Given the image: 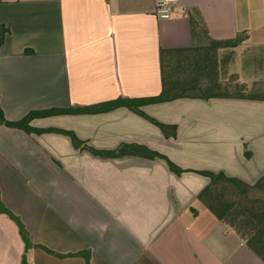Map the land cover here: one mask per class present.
<instances>
[{
  "label": "crops",
  "instance_id": "crops-1",
  "mask_svg": "<svg viewBox=\"0 0 264 264\" xmlns=\"http://www.w3.org/2000/svg\"><path fill=\"white\" fill-rule=\"evenodd\" d=\"M154 2L0 0L9 30L0 47L5 118L155 97L161 50L241 32L248 40L218 50V60L258 51L264 75V0H180L167 19L154 15ZM140 110L175 126V137L125 107L29 125L70 132L96 151L141 146L187 172L177 176L161 159L96 156L59 132L0 127V264H86L82 254L89 264H264L198 200L209 180L191 172L257 183L264 101L182 98Z\"/></svg>",
  "mask_w": 264,
  "mask_h": 264
},
{
  "label": "trees",
  "instance_id": "trees-1",
  "mask_svg": "<svg viewBox=\"0 0 264 264\" xmlns=\"http://www.w3.org/2000/svg\"><path fill=\"white\" fill-rule=\"evenodd\" d=\"M190 19L192 21V17ZM8 32V28L0 25V47ZM247 40L248 34L241 32L228 40L208 38L204 45H198L191 49L161 50L162 89L160 94L155 97L141 99L120 98L91 107L51 108L32 111L17 121L7 120L0 107V127L17 129L27 134L43 132L63 133L70 137L74 148L87 150L93 155L103 158L133 155L150 160L161 159L166 163L169 171L179 176L187 171L176 166L165 156L147 148L136 145H123L116 151H96L87 147L84 142L77 139L70 132L57 129H35L30 127L29 123L35 118H46L63 114L93 113L125 107L157 126L165 137H175V126L165 125L149 118L140 108L145 105L170 102L182 98L205 101L215 98L264 101V91L258 84L246 85L239 81L225 83L224 76L221 75V64L225 60H218V50L236 48ZM25 53H29V51H25ZM184 71L185 74H183ZM191 172L209 180L208 185L198 194V200L217 220L233 230L264 262V175L254 185H248L238 179L227 177L220 172ZM20 231L25 245L28 247L27 235L22 228H20ZM82 256L86 264H89V256L87 254H82ZM23 264L25 263L23 262Z\"/></svg>",
  "mask_w": 264,
  "mask_h": 264
},
{
  "label": "rangeland",
  "instance_id": "rangeland-1",
  "mask_svg": "<svg viewBox=\"0 0 264 264\" xmlns=\"http://www.w3.org/2000/svg\"><path fill=\"white\" fill-rule=\"evenodd\" d=\"M260 59L261 58H260V54L258 51L248 54L244 61H242L240 56L238 55L235 57V60L228 57V62L224 61L221 64V75L224 76L223 78L225 79L224 82L234 83V81H239V82L245 83L246 85H252L256 83L264 91V75L260 73L261 72V60ZM231 61H234L233 64L230 63ZM229 63L232 65V67L230 66ZM229 66L231 67L230 70H229ZM252 72L255 74L256 77L246 78V75ZM183 74H185V71L183 72Z\"/></svg>",
  "mask_w": 264,
  "mask_h": 264
},
{
  "label": "built area",
  "instance_id": "built-area-1",
  "mask_svg": "<svg viewBox=\"0 0 264 264\" xmlns=\"http://www.w3.org/2000/svg\"><path fill=\"white\" fill-rule=\"evenodd\" d=\"M180 0H155L154 15L159 19H167L178 6Z\"/></svg>",
  "mask_w": 264,
  "mask_h": 264
}]
</instances>
